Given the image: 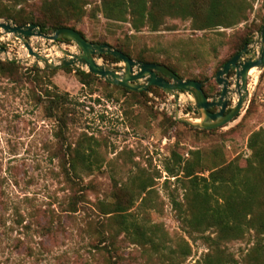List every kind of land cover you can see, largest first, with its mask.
<instances>
[{"label":"rangeland","instance_id":"374dc122","mask_svg":"<svg viewBox=\"0 0 264 264\" xmlns=\"http://www.w3.org/2000/svg\"><path fill=\"white\" fill-rule=\"evenodd\" d=\"M251 2L254 8L248 22L215 32H194L189 21L169 19L160 32L144 29L135 33L129 24L109 22L100 13L97 20L87 18L77 28L88 39L129 43L136 54L146 52L159 58L166 52L177 56L178 48L187 43L196 59L185 60L182 66L207 79L205 84L219 92L216 71L233 56L236 43L261 18L264 22V0ZM40 3L29 0L25 8L36 12ZM258 36L256 33L255 43ZM3 40L6 53L0 54V60L18 58L21 69L0 74V264H108L106 249L111 250V245L100 243L96 234L107 222L100 203L111 200L116 186H129L135 179L154 181V187L146 204V193L136 200L130 219L146 226L160 225L171 248L186 240L192 252L185 260L179 252L172 259L159 258L120 235L112 260L117 264H197L208 248L203 240L190 241L182 231L172 199L183 201L184 192L166 168L173 166V150L185 160L190 151L199 150L207 163L223 155L227 162L240 160L245 165L251 155L250 135L264 131V70L250 74V97L234 122L214 133H198L168 120L176 103L167 94L162 99L151 94L157 103L144 104L103 82L84 87L76 72L56 69L54 75H37L32 69L47 70L44 65H37L13 35ZM30 44L34 51L51 55L56 64L63 58L59 47L77 53L72 43L32 38ZM98 61L123 68L122 63ZM234 78L230 77L232 84ZM47 92L65 96V105L52 109ZM180 102L188 105L191 95L180 92ZM233 102H237L236 96ZM78 145L85 148L90 162L87 167L78 164L79 177L74 178L69 154L73 156ZM252 246L253 238L247 235L229 243L228 250L241 261ZM169 250L164 252L170 255Z\"/></svg>","mask_w":264,"mask_h":264},{"label":"trees","instance_id":"16d2710c","mask_svg":"<svg viewBox=\"0 0 264 264\" xmlns=\"http://www.w3.org/2000/svg\"><path fill=\"white\" fill-rule=\"evenodd\" d=\"M40 1L36 12H28L25 5L29 0H0V18L13 21L17 26L38 25L46 34L64 28L75 30L92 43L108 44L133 60L160 64L168 67L181 79L200 82L203 84L205 95L210 99L218 93V90L211 85H205L207 79L193 75L182 66L185 60L196 59V56H193L195 51L187 43L178 48L177 56L166 52L163 58H159L146 52L136 54L129 43L110 44L103 38L88 39L77 27L87 18L97 20V13H100L109 22L129 24L135 33L144 29L153 33L160 32L169 19L189 21L194 32L206 33L233 29L248 22L254 8L251 0H99V5H94L93 0ZM262 27L263 18L260 24L254 25L250 34L236 43L235 53L222 64L221 68L246 46L253 45L255 34L260 33ZM59 42L70 43L68 40ZM101 58L112 63L121 62L109 55H103ZM20 69V64L15 61L0 60V74L11 75L19 72ZM32 70L37 75L40 73L54 75L58 72V70L43 71L36 67ZM62 70L67 73L76 72L78 81L84 87L89 88L103 82L111 88L123 91L125 95L136 98L139 103L156 102L151 94L160 99L166 95L158 87H151L148 92H133L104 82L98 76L75 67H66ZM233 76H235L234 71L230 73V77ZM47 94L52 109L58 110L62 104L65 105V96L49 92ZM162 113L167 115L165 111ZM168 120L173 125H182L198 133L217 131L194 129L174 120L172 116H168ZM248 149L251 155L245 161V165H241L240 160L227 162L223 155L220 159H209L207 163V158L199 150L190 151L189 158L185 160L180 153L172 151L173 166H167L166 170L169 177L175 178V183L184 192L183 201L172 199L173 207L178 214V222L190 241L203 240L208 248V252L197 264H264L263 130L250 135ZM73 153V156L69 154L70 164L74 178H77L78 164L87 167L86 163L90 161L82 145H78ZM70 181L75 184L74 180ZM166 181L168 183L170 180ZM153 187L154 181L135 179L129 186H116L111 200L100 203L101 214L107 222H103V226L100 230H96V234L100 243L106 241L111 245V250L106 249L110 255L108 264H117L112 259L115 257L113 255H117L116 239L120 235H124L132 244L148 249L159 258L172 259V255L179 252L183 254L185 260L191 255L192 248L186 240H182V244H176V249H173L169 246V236L160 225L146 226L130 219L136 200L146 193L148 196L143 200V205L146 204ZM79 189L81 192L84 191L81 187ZM72 209L76 210V207ZM247 235L253 238V246L240 261L229 252L228 244L243 240ZM168 249H171L168 251L170 255L164 252Z\"/></svg>","mask_w":264,"mask_h":264},{"label":"water","instance_id":"95a60500","mask_svg":"<svg viewBox=\"0 0 264 264\" xmlns=\"http://www.w3.org/2000/svg\"><path fill=\"white\" fill-rule=\"evenodd\" d=\"M9 35H13L14 40H19L24 45L29 56L37 62V65L43 64L47 70L66 67H77L81 70L86 68L87 73L94 74L105 82L139 93L148 92L151 87L160 88L175 100L176 108L172 112L173 118L198 130H217L234 122L250 97L248 83L250 72L253 69H257L259 72L264 70V22L258 41L251 46H246L217 72L215 80L221 87V92L219 96L211 99L205 95L203 84L200 82L181 79L168 67L160 64L133 60L108 44L88 41L72 29L64 28L56 30L52 34H46L40 26L35 24L17 26L13 22L0 21V54L6 53L2 44L5 43L3 39ZM32 38H40L54 43L68 40L76 46L77 53L59 47L63 58L58 59L59 63L56 64L41 51L32 49L30 44ZM103 55L120 60L123 68L116 69L113 66L99 63L98 58ZM10 61L21 62L18 58H13ZM233 71L235 78L232 84L230 73ZM180 92L191 95L192 102L188 105L182 104ZM235 96L237 102L234 105V110L225 116L229 102ZM181 107L189 109V113L185 115L180 109ZM215 107L220 110L217 113H212L210 110ZM192 109L196 112H191Z\"/></svg>","mask_w":264,"mask_h":264},{"label":"flooded vegetation","instance_id":"af4514ba","mask_svg":"<svg viewBox=\"0 0 264 264\" xmlns=\"http://www.w3.org/2000/svg\"><path fill=\"white\" fill-rule=\"evenodd\" d=\"M220 92H221V90L215 96H219ZM233 101H234V98L229 102L228 109H227V111L224 114L225 116L229 115L234 110L235 103ZM184 110L187 112L188 109L184 108ZM219 110H220L219 108L215 107V108L211 109L210 111L212 113H217ZM194 111L196 112V110H194Z\"/></svg>","mask_w":264,"mask_h":264},{"label":"bare ground","instance_id":"6f19581e","mask_svg":"<svg viewBox=\"0 0 264 264\" xmlns=\"http://www.w3.org/2000/svg\"><path fill=\"white\" fill-rule=\"evenodd\" d=\"M54 56H55V55H54ZM47 58H49V59H52L51 55L47 56ZM256 70H257V69H253V70L250 72V74H253V73H255V72H256ZM255 81H257V80L255 79Z\"/></svg>","mask_w":264,"mask_h":264},{"label":"built area","instance_id":"2783aa9c","mask_svg":"<svg viewBox=\"0 0 264 264\" xmlns=\"http://www.w3.org/2000/svg\"><path fill=\"white\" fill-rule=\"evenodd\" d=\"M188 95H189V94H188ZM170 97H171V96H170ZM171 99H173V98L171 97ZM182 108H183V107H182ZM183 109H184V108H183ZM186 109H187V108H186ZM191 112H195L194 109H192ZM188 113H189V109L187 110V114H188Z\"/></svg>","mask_w":264,"mask_h":264}]
</instances>
